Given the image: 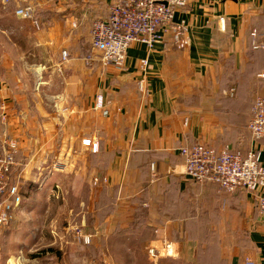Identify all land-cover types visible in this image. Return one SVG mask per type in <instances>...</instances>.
Segmentation results:
<instances>
[{"label": "crops", "instance_id": "obj_1", "mask_svg": "<svg viewBox=\"0 0 264 264\" xmlns=\"http://www.w3.org/2000/svg\"><path fill=\"white\" fill-rule=\"evenodd\" d=\"M106 14L76 17L77 26ZM173 23L188 38L183 50L173 47L168 33L153 50L132 44L122 69L74 63L79 76L36 82V91L62 86L59 97L75 110L67 123L76 133L70 146L102 159L100 179L107 188L122 195L135 191L137 198L148 192L159 202L155 210L164 204V217L148 224V239L127 244L151 247L157 258L166 257L163 244L170 245L176 258L189 253L182 264H264V221L252 195L191 183L179 153L196 143L243 156L254 148L264 166V138L253 140L247 130L254 99L264 97V49L258 44L264 42V0H189L175 10ZM85 138L97 143L96 152L81 145ZM187 230L211 235L205 242L212 252L194 256L199 241Z\"/></svg>", "mask_w": 264, "mask_h": 264}, {"label": "rangeland", "instance_id": "obj_2", "mask_svg": "<svg viewBox=\"0 0 264 264\" xmlns=\"http://www.w3.org/2000/svg\"><path fill=\"white\" fill-rule=\"evenodd\" d=\"M29 2L32 20L15 15L19 0H0V171L8 166L4 182L13 204L11 220L0 231V264H182L189 253L176 258L172 247L174 255L153 259L151 247L127 244L148 239V224L164 217V204L155 210L159 202L148 192L124 196L96 183L103 161L70 146L76 133L67 123L75 110L59 97L62 86L36 91V82L79 76L74 63L92 68L100 62L90 39L97 19L79 28L76 17H94L113 1ZM258 44L264 49V42ZM187 236L199 241L194 256L212 252L205 242L211 235L187 230Z\"/></svg>", "mask_w": 264, "mask_h": 264}, {"label": "built area", "instance_id": "obj_3", "mask_svg": "<svg viewBox=\"0 0 264 264\" xmlns=\"http://www.w3.org/2000/svg\"><path fill=\"white\" fill-rule=\"evenodd\" d=\"M29 1L19 0L16 16L25 20L35 18ZM188 1L114 0L107 9L106 17L94 21L91 28V47L98 54L100 63L105 67L122 69L127 50L132 44L139 43L148 50H153L164 41L168 33L177 49H185L189 41L183 27L173 23V13L176 9L183 8ZM66 56L64 52L63 58ZM141 65L144 68L147 60H142ZM96 106L102 107L100 97L97 98ZM247 130L253 140L264 138V97L254 99ZM86 142L91 147V152L97 151V143ZM179 153L184 159V175L188 181L196 185L215 184L230 193L246 191L252 195L256 209L264 221V166L256 149H251L243 156L226 150L216 151L196 143L181 148ZM7 167L2 168L3 172L0 171V231L10 222L13 210V204L9 201L11 195L7 193L4 182ZM101 181L105 182V179L95 180L96 183ZM163 248L167 257L174 255V249L170 245H164ZM150 256L157 258L158 255L151 249Z\"/></svg>", "mask_w": 264, "mask_h": 264}, {"label": "trees", "instance_id": "obj_4", "mask_svg": "<svg viewBox=\"0 0 264 264\" xmlns=\"http://www.w3.org/2000/svg\"><path fill=\"white\" fill-rule=\"evenodd\" d=\"M51 252H53V251L51 250Z\"/></svg>", "mask_w": 264, "mask_h": 264}]
</instances>
